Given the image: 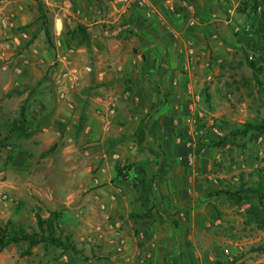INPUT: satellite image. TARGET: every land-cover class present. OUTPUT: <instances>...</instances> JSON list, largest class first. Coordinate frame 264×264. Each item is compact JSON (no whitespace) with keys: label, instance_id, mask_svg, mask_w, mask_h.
Instances as JSON below:
<instances>
[{"label":"crops","instance_id":"1","mask_svg":"<svg viewBox=\"0 0 264 264\" xmlns=\"http://www.w3.org/2000/svg\"><path fill=\"white\" fill-rule=\"evenodd\" d=\"M93 4L97 19L90 16ZM111 5L108 16L105 0L76 7L78 34L68 51L56 48L54 59L49 58L72 80L54 81L52 76L54 85L40 87L44 104L54 92L67 107L30 117L28 130L43 132L45 142L54 138L67 143L63 150L72 156L73 184L88 191L87 209H97L106 219L109 250L115 243L122 264L136 259H145L144 264L223 263L230 259L232 242L224 236L223 216L211 200L221 195L204 191L201 178L208 160L197 161L198 149L184 146L179 137L192 134L193 127H185L190 118L210 114L200 109L201 100L213 96V87L203 90V82L236 52L231 31L224 33L233 23L234 7L227 0H147L144 8L128 10ZM31 21L30 0H0V51L4 44L30 40V31L22 28ZM36 45H29L14 69L29 85L35 82L29 70L34 64L44 66L50 57ZM3 56L11 54L1 52ZM19 97L32 96L24 92ZM112 100L115 114L108 115ZM142 120L145 139L139 146ZM125 164L131 173L153 180L147 199L133 188L131 178L117 176Z\"/></svg>","mask_w":264,"mask_h":264},{"label":"rangeland","instance_id":"2","mask_svg":"<svg viewBox=\"0 0 264 264\" xmlns=\"http://www.w3.org/2000/svg\"><path fill=\"white\" fill-rule=\"evenodd\" d=\"M242 1L227 0L230 7H234V14L231 15L233 25L229 24L230 30L224 28V33L231 31L236 52L226 56L224 66L203 82V90L205 86L213 87L210 91L213 96L206 99L208 102L202 99L200 103V109L210 114L190 118L185 127L192 126V134L179 137L184 146L198 149L197 161L205 157L208 160L206 176L202 173L205 177L201 181L202 186L206 184L204 191L211 194L215 190L235 193L240 183L251 185L257 180L258 171L264 172L263 135L251 132L244 137L222 140L228 137L229 131L241 128L244 123H261L264 120L263 88L234 42L238 27L246 21L236 13V7ZM87 2L30 0L32 21L22 28L30 31V40L15 46L4 44L0 51L7 56L11 54L10 58H0V222H11L28 236L40 240L31 247L26 243L7 247L0 253V264H122L123 261L115 243L111 244L113 250H109L112 237L109 236L110 228L106 229V219L97 213V209H87L90 206L85 200L88 191H83L79 184H73L75 171L69 164L72 156L63 150L67 143L57 142L54 138L45 142L41 136L43 132L38 129L29 132L26 122L30 117H45L47 111L67 107L57 100L54 92L48 99L44 98L47 102L44 104L40 87L43 83L54 85L55 78L59 77L57 63L49 61V58L54 57L56 48L64 52L70 49L72 33L78 26L76 7L87 5ZM105 2L108 16L113 10L112 0ZM95 4L94 11L89 12L92 18L97 19ZM35 42L38 52L45 50L50 57L41 64L44 66H32L29 73L35 82L29 85L14 69L21 63L20 57L28 54L29 45ZM258 81L264 83V75L258 76ZM24 92L32 96L30 100L19 97ZM111 131L115 128L112 127ZM7 144L15 147L9 149ZM193 157L196 160L195 155ZM83 161L86 166L87 161ZM78 175L76 173L75 177ZM241 199L236 203L235 198L228 200L223 195L211 198L223 216V234L228 237L227 241L232 242L227 247L230 259L226 258L223 263L264 264V251L258 250L264 249V227L251 220L248 222L251 211L257 210L258 200L249 193L241 194ZM37 215L42 220V230L37 226ZM49 218L54 224L52 232L47 227ZM209 223L211 227L215 226L211 220ZM49 237H54L59 243H51ZM134 264H140V260L136 259Z\"/></svg>","mask_w":264,"mask_h":264},{"label":"trees","instance_id":"3","mask_svg":"<svg viewBox=\"0 0 264 264\" xmlns=\"http://www.w3.org/2000/svg\"><path fill=\"white\" fill-rule=\"evenodd\" d=\"M236 13L245 17V24L238 27V31L235 33L234 42L240 47L243 54L245 64L252 70L256 76L257 83L263 88L264 83L258 81V76L264 75V0H244L236 7ZM79 29V28H78ZM78 34L77 31H73L72 37ZM72 40V39H71ZM251 54V55H249ZM143 123L142 120L139 125V145L144 142L143 134ZM220 130H223L219 128ZM251 132H257L264 136V120L261 123H244L241 128L229 131L228 137H224L223 141H228L230 138L235 136H247ZM129 170L127 176L122 174V169H117V176L125 179H130L134 189L138 190L143 198L147 199L152 190L153 180H146L144 177L137 176L135 173L130 172V165L125 164ZM257 180L251 185H245L240 183L236 188V192L233 193L230 190H221L213 192V195H223L228 200L235 198L236 203L241 202V194L249 193L254 195L258 200L257 210L251 211L250 220L259 227H264V172L258 171ZM131 174V177L129 176ZM242 182V181H241ZM258 212V213H257ZM51 218L53 216L50 215ZM37 226L42 230V220L39 215L36 216ZM47 227L52 232L54 224L51 219H48ZM52 236V235H51ZM51 243H59L54 237H49ZM40 242L38 238H33L25 234L20 229H17L12 225L11 222L2 224L0 222V253L9 246L16 245L19 243H26L28 247H31ZM264 251V249H258ZM215 264H223L215 262Z\"/></svg>","mask_w":264,"mask_h":264},{"label":"built area","instance_id":"4","mask_svg":"<svg viewBox=\"0 0 264 264\" xmlns=\"http://www.w3.org/2000/svg\"><path fill=\"white\" fill-rule=\"evenodd\" d=\"M112 3H114V5H119L123 10H128L132 7L144 8L147 3V0H112ZM191 25H193V23H191ZM10 27L11 28L13 27V23H10ZM19 35L21 36L22 39L26 38V34L23 32L19 33ZM171 35L174 38L178 37L177 34L174 32H172ZM16 43L19 44V42H16ZM59 80L63 82H70L72 79L68 73L63 72L59 75ZM61 98H64V96L61 95ZM108 108H109L108 115H114L115 114V100H112ZM106 123L109 126L110 120L107 121ZM121 169H122V174L127 176L129 173V170L124 166H122ZM144 263H145V259L140 260V264H144Z\"/></svg>","mask_w":264,"mask_h":264}]
</instances>
